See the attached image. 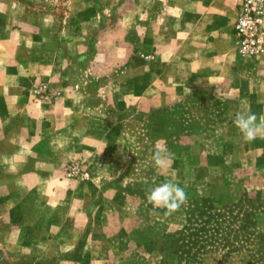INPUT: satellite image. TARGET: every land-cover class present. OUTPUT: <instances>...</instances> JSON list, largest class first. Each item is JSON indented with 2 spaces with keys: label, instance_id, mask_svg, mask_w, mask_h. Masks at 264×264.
Returning <instances> with one entry per match:
<instances>
[{
  "label": "crops",
  "instance_id": "0c3cea01",
  "mask_svg": "<svg viewBox=\"0 0 264 264\" xmlns=\"http://www.w3.org/2000/svg\"><path fill=\"white\" fill-rule=\"evenodd\" d=\"M20 3L0 1V215L6 222L0 247L6 258L32 264L112 259L95 247L93 228L114 224L89 214L91 203L109 197L103 184L110 176H96L83 189L62 178L61 169L88 149L110 147L106 137L122 123L143 125L152 111L189 89L209 88L228 117L191 161L205 163L199 181L210 187L235 181L264 194V139L245 142L234 125L238 111L264 115V55L243 58L235 45L241 0H68L66 17L57 5L42 8L39 19L28 6L21 15ZM71 21L77 25L68 31L64 23ZM55 22L62 27L53 28ZM80 25L85 32L77 31ZM91 33L105 36L106 47L87 39ZM97 50L105 53L94 59ZM67 51L80 54L75 65L88 59L91 67L105 66L106 75L116 71L104 78L100 99L93 83L86 97L78 90L81 81L66 74ZM40 82L57 87L59 95L35 101L30 89Z\"/></svg>",
  "mask_w": 264,
  "mask_h": 264
},
{
  "label": "rangeland",
  "instance_id": "374dc122",
  "mask_svg": "<svg viewBox=\"0 0 264 264\" xmlns=\"http://www.w3.org/2000/svg\"><path fill=\"white\" fill-rule=\"evenodd\" d=\"M0 1L10 4L13 0ZM18 1L21 2L18 5L21 15H25L23 13L28 6L38 19L42 8L53 10L60 5L66 8L60 14L65 16L68 8L72 7L67 3L68 0ZM40 21L41 19L39 24ZM62 25L61 22H55L53 28ZM64 25L70 31L77 25V21H71L68 25L66 22ZM99 28L98 25L97 29ZM76 29L82 33L86 31L83 25ZM89 37L98 40L101 47H106L105 36H98L97 39L96 34L91 33L87 39ZM104 53V50H97L94 59L103 57ZM109 53L110 56L115 55L114 51ZM63 55L64 63L67 64L66 74L81 81L78 90L81 89L80 92L88 97L89 87L93 83L92 90L94 87L100 99V95L105 94L106 90L104 78L114 76L116 71L106 75L105 66H95L92 63L91 67L88 59H85L86 63L75 65L80 54L74 51H67ZM30 93L35 101H42L56 98L60 91L47 82H40L31 87ZM210 94L209 88L179 93L170 104L152 111L143 125L123 126L122 123L118 126L120 128L109 133L106 138L110 147L101 152L96 148V151L94 148L88 149V154L64 163L62 178L78 182L83 189L96 176H110L103 184V188L109 190V197L97 199V205L91 203L89 214L93 215L91 220L95 222L109 221L114 224L108 230L98 225L93 228L97 239L95 247L98 251L106 249L113 258L104 262L91 261L88 264H264L262 190L255 187L243 189L235 181L229 185L224 181H215L210 187L211 185L201 183L198 179L203 174L205 163L200 160L195 164L191 163L197 154H202L208 138L228 122L222 101ZM119 118H123L122 114ZM158 143L171 153L172 162L167 172L158 169L151 159ZM215 160L216 157H209L210 162ZM257 168V164L251 167L252 174L256 173ZM166 180H173L187 194V202L171 215H164V209L154 210L146 199L151 188ZM211 190L213 196L202 195ZM202 198L214 201V212L219 211L221 214L217 233L220 242L211 245L208 241L198 240L193 244V239L185 236L179 240L176 253L164 252L163 238L187 223L188 212ZM192 216V226L201 222L196 213ZM5 223V215H0V227ZM156 229H160L161 233ZM225 239L231 244L222 245ZM54 261L49 260L45 264H53ZM17 262L32 264L18 256L15 259L6 258L0 247V264Z\"/></svg>",
  "mask_w": 264,
  "mask_h": 264
},
{
  "label": "clouds",
  "instance_id": "9594fccd",
  "mask_svg": "<svg viewBox=\"0 0 264 264\" xmlns=\"http://www.w3.org/2000/svg\"><path fill=\"white\" fill-rule=\"evenodd\" d=\"M189 91L191 92L190 89ZM234 125L242 134L245 142H252L258 137L264 139V115L257 117L250 109L238 111L234 117ZM151 159L158 169L165 172L169 170L172 162L171 153L160 143L157 144ZM146 199L154 210L164 209V215H171L187 202V194L173 180H166L151 188Z\"/></svg>",
  "mask_w": 264,
  "mask_h": 264
},
{
  "label": "built area",
  "instance_id": "2783aa9c",
  "mask_svg": "<svg viewBox=\"0 0 264 264\" xmlns=\"http://www.w3.org/2000/svg\"><path fill=\"white\" fill-rule=\"evenodd\" d=\"M234 37L241 57L264 55V0H241L234 21Z\"/></svg>",
  "mask_w": 264,
  "mask_h": 264
},
{
  "label": "trees",
  "instance_id": "16d2710c",
  "mask_svg": "<svg viewBox=\"0 0 264 264\" xmlns=\"http://www.w3.org/2000/svg\"><path fill=\"white\" fill-rule=\"evenodd\" d=\"M214 210V201L210 198H202L200 202L195 203L194 207L188 212L187 223L181 229L169 233L163 238L164 252L176 253V247L179 245V240H182L185 236L191 240L193 239V244L198 242V240H203L208 241L211 245H217L218 242H220V239L217 237V233L220 229L219 215L221 214L219 211L214 212ZM195 213L199 217L197 219L201 222L192 226L193 223H191V219L193 218L192 215ZM258 235H260V233H258ZM230 244L231 243L226 240L222 245L228 246Z\"/></svg>",
  "mask_w": 264,
  "mask_h": 264
}]
</instances>
